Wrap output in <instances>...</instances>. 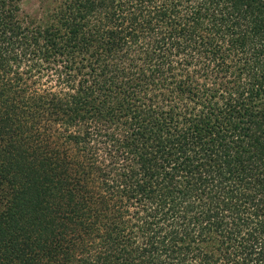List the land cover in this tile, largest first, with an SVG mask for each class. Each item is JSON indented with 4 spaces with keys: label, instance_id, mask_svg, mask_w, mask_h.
<instances>
[{
    "label": "trees",
    "instance_id": "16d2710c",
    "mask_svg": "<svg viewBox=\"0 0 264 264\" xmlns=\"http://www.w3.org/2000/svg\"><path fill=\"white\" fill-rule=\"evenodd\" d=\"M52 11L0 0V264H264V0Z\"/></svg>",
    "mask_w": 264,
    "mask_h": 264
},
{
    "label": "rangeland",
    "instance_id": "374dc122",
    "mask_svg": "<svg viewBox=\"0 0 264 264\" xmlns=\"http://www.w3.org/2000/svg\"><path fill=\"white\" fill-rule=\"evenodd\" d=\"M62 2L63 0H20V6H21V11H22V15L20 16L25 18L26 23L28 22V20H30V21H33L34 25L36 23L48 25L50 21H48L47 16L51 15L53 12L52 9L62 4ZM195 62H197V64H195L194 66L193 65L190 66L188 69L190 70V72L196 71V74L194 73L193 75H194V78L198 80L196 81V84L200 85L203 79V77L201 78L200 76V72H201L200 69H201V66H203L204 64L201 63L200 59H197ZM181 65L184 66V63ZM212 66L213 64L211 65V67ZM48 67L49 66L46 63H44L43 65H40L39 66L40 69H36L37 75L35 77L37 78L38 75L48 73V74H54L56 78L57 76L56 68L52 67L53 69L52 70V69H47ZM182 68L183 67L181 66L180 69ZM40 77H41V80H40L41 86L48 88V87L56 85V81L54 80V78H51V75L50 76L42 75ZM230 78H231L230 76L227 77V79H230ZM227 79L224 78L223 82H225Z\"/></svg>",
    "mask_w": 264,
    "mask_h": 264
}]
</instances>
